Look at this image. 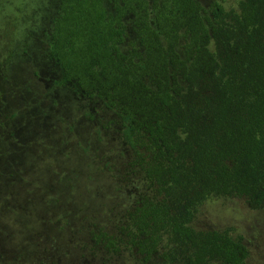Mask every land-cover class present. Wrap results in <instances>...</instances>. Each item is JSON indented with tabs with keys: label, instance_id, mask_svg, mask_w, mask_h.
<instances>
[{
	"label": "trees",
	"instance_id": "16d2710c",
	"mask_svg": "<svg viewBox=\"0 0 264 264\" xmlns=\"http://www.w3.org/2000/svg\"><path fill=\"white\" fill-rule=\"evenodd\" d=\"M58 0L49 59L58 85L113 113L147 192L118 235L144 262L248 264L233 229L191 224L213 198L264 208V0ZM131 23L136 44L124 51Z\"/></svg>",
	"mask_w": 264,
	"mask_h": 264
},
{
	"label": "rangeland",
	"instance_id": "374dc122",
	"mask_svg": "<svg viewBox=\"0 0 264 264\" xmlns=\"http://www.w3.org/2000/svg\"><path fill=\"white\" fill-rule=\"evenodd\" d=\"M211 15L214 0H199ZM240 0L224 8L239 11ZM58 0H0V264H159L134 250L96 246L118 235L132 196L145 193L118 118L58 85L49 59ZM136 44L131 23L123 50ZM197 231L233 229L264 264V208L235 197L202 205Z\"/></svg>",
	"mask_w": 264,
	"mask_h": 264
}]
</instances>
